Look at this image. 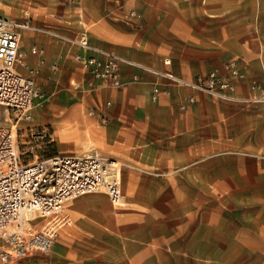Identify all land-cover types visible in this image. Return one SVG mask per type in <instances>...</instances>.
Segmentation results:
<instances>
[{"label":"crops","instance_id":"obj_1","mask_svg":"<svg viewBox=\"0 0 264 264\" xmlns=\"http://www.w3.org/2000/svg\"><path fill=\"white\" fill-rule=\"evenodd\" d=\"M0 16L188 80L231 60L244 74L234 101L180 87L152 101L154 76L122 66L127 86L105 88L73 62L82 48L22 31L16 72L39 71L58 153L116 162L124 200L39 219L56 235L44 264H264V0H0Z\"/></svg>","mask_w":264,"mask_h":264},{"label":"built area","instance_id":"obj_2","mask_svg":"<svg viewBox=\"0 0 264 264\" xmlns=\"http://www.w3.org/2000/svg\"><path fill=\"white\" fill-rule=\"evenodd\" d=\"M24 30L45 33L80 47L84 54H74L72 60L103 87L121 90L127 86L121 78V67L128 66L150 74L156 81L152 85L151 99L169 93V87H180L199 92L222 101H234V80L244 74L240 63L231 60L221 69L194 79L181 78L169 71H159L128 60L109 50L91 46L85 39H67L48 29L32 26L28 21L16 22L0 16V107L14 115L15 121L31 120L34 107L44 101L37 88V69L28 76L16 72L21 63L20 35ZM32 52L42 54L33 48ZM44 62L40 61L42 65ZM169 65L168 61H164ZM53 70L56 66L52 67ZM132 83L141 82L135 74ZM256 85H251L254 90ZM194 103L192 96L179 105L184 110ZM11 122L10 118H6ZM101 124H106L104 117ZM45 129L29 128L26 138H44ZM104 193L113 207L124 205L121 175L118 164L98 155L52 154L22 161L14 126L0 124V264H44L54 243L55 234L32 229L31 222L60 213L67 203L87 194Z\"/></svg>","mask_w":264,"mask_h":264},{"label":"rangeland","instance_id":"obj_3","mask_svg":"<svg viewBox=\"0 0 264 264\" xmlns=\"http://www.w3.org/2000/svg\"><path fill=\"white\" fill-rule=\"evenodd\" d=\"M203 76V75H201ZM50 102L46 100L41 106L37 107L42 109L41 113L37 112V108L32 110L31 120H20L15 121L14 115L11 112H6L4 108L0 107V124L7 126H14L17 130V145L19 149V154L21 155L22 161H32L34 157H41L52 155L53 153H58L57 143L60 144L61 141V127L54 126L52 128L51 124L46 122L44 109ZM10 118L12 121L7 122L6 118ZM45 129L44 138H26L25 133L29 129ZM62 153L61 151H59ZM42 219V218H39ZM35 219L31 222L32 229L35 228V223L39 220ZM229 251H232L230 246Z\"/></svg>","mask_w":264,"mask_h":264},{"label":"trees","instance_id":"obj_4","mask_svg":"<svg viewBox=\"0 0 264 264\" xmlns=\"http://www.w3.org/2000/svg\"><path fill=\"white\" fill-rule=\"evenodd\" d=\"M53 154H56V153H53Z\"/></svg>","mask_w":264,"mask_h":264}]
</instances>
